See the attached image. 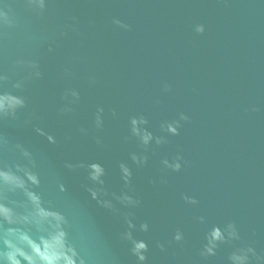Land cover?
<instances>
[{
  "label": "water",
  "instance_id": "water-1",
  "mask_svg": "<svg viewBox=\"0 0 264 264\" xmlns=\"http://www.w3.org/2000/svg\"><path fill=\"white\" fill-rule=\"evenodd\" d=\"M13 7L22 28L4 41L3 67L8 70L19 58L35 59L42 78L19 93L27 107L3 131L11 143L33 153L41 180L37 191L67 217L70 240L89 264L137 262L119 238L127 230L121 218L88 197L86 173L68 172L66 161L100 163L106 188L116 193L123 188L118 164L129 165L133 195L141 201L131 210L132 235L148 244L145 264H227V246L208 260L198 255L205 232L227 222L236 224L242 243L264 252V0H51L43 18L26 13L23 4ZM73 17L78 32L60 38ZM113 18L131 31L115 29ZM196 24L204 25L203 35L193 32ZM69 63L73 75L64 77ZM90 76L97 80L94 86L87 83ZM165 82L172 86L167 95L161 93ZM66 88L79 91L81 99L73 115L61 117ZM97 107L105 110L98 134L93 128ZM180 113L189 117L180 134L165 146H150L145 167L132 165L129 153L140 148L134 140L124 142L129 118L145 116L148 130L159 135L160 123ZM29 118L31 124L24 126ZM35 127L57 143L48 144ZM80 128L88 134L81 135ZM97 135L101 146L94 143ZM177 154L186 166L166 173L161 185L160 161ZM4 159L17 162L13 153ZM57 183L67 192L59 193ZM182 195L198 204L186 205ZM199 216L205 224L196 223ZM145 222L149 231H138ZM177 229L184 233L183 248L168 246ZM157 241L166 245L165 252L155 247Z\"/></svg>",
  "mask_w": 264,
  "mask_h": 264
},
{
  "label": "clouds",
  "instance_id": "clouds-1",
  "mask_svg": "<svg viewBox=\"0 0 264 264\" xmlns=\"http://www.w3.org/2000/svg\"><path fill=\"white\" fill-rule=\"evenodd\" d=\"M50 2L51 0H0V264H89L88 259L70 240L67 217L54 210L53 204L50 201L46 202L37 191L41 186V180L35 171L37 161L33 153L22 143H11L10 138L3 131L4 124L18 121V114L27 107L26 98L19 93L23 92L28 82L42 78L40 63L35 59L19 58L8 70L3 67L4 41L12 32L22 28L20 17L13 5L23 4L26 13L34 18H43ZM78 25V20L73 17L59 33L60 38H65L69 33H77ZM111 25L124 32L131 31V26L119 18H113ZM193 32L196 35H203L204 25H194ZM47 51L51 53L53 48L49 46ZM72 75L71 63H69L63 69V76ZM87 83L89 86H94L97 80L94 76H90ZM171 92L172 86L167 82L163 83L161 93L167 95ZM80 99V93L76 89H64L60 97L61 106L58 108V114L61 117L73 115ZM159 104L157 100L156 106L159 107ZM249 111L255 112L257 109L251 108ZM104 114L103 107L96 108L93 128L97 134L103 130ZM111 116L114 118L117 116L115 110L111 111ZM188 122L189 117L180 113L173 120L161 122L159 135H153L148 130L149 121L145 116L130 117L129 135L124 137V142L134 140L140 148L139 152L129 153L128 159L131 164L138 169L145 167L149 160L147 153L150 146L160 148L167 145L168 138L178 136L183 124ZM29 124L31 118L23 121L24 126ZM33 131L43 137L48 144L57 143L55 136L43 128L35 127ZM88 131L86 128L79 129L81 135H87ZM94 143L97 146L102 145L99 135L96 136ZM6 153L16 154L17 162L11 164L6 162L4 159ZM186 164L183 156L179 154L171 159H162L159 183L165 185L166 173H179ZM63 168L68 172L83 170L86 173L87 184L84 186V191L99 208L121 218L127 230L120 234V240L130 245V254L136 258L137 264H145L148 259L146 255L149 251L148 244L143 240L134 239L132 235L136 225L133 223L135 217L131 210L139 208L141 201L133 195V173L129 165L125 162L118 164L119 176L123 184L119 193L111 192L106 188L103 179L106 171L100 163L66 161ZM150 183L155 182L150 181ZM56 188L59 193L67 192L63 183H57ZM181 200L190 206L198 204V200L189 195H182ZM121 209L129 211L122 212ZM194 219L198 224L206 223L203 216ZM138 231L147 233L149 224L140 223ZM184 243V233L177 229L168 246L175 244L183 248ZM221 246L231 249L226 257L227 264H264V252L258 253L253 245L242 243L240 232L234 222H227L222 227L211 226L204 234V243L198 255L202 260H208L217 255ZM155 247L162 253L166 251L164 243L157 241Z\"/></svg>",
  "mask_w": 264,
  "mask_h": 264
}]
</instances>
